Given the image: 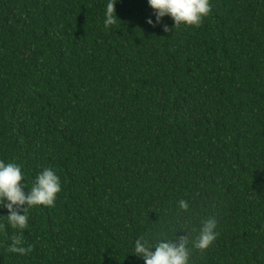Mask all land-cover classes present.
Returning <instances> with one entry per match:
<instances>
[{
    "label": "trees",
    "instance_id": "obj_1",
    "mask_svg": "<svg viewBox=\"0 0 264 264\" xmlns=\"http://www.w3.org/2000/svg\"><path fill=\"white\" fill-rule=\"evenodd\" d=\"M107 3L0 0V159L29 189L49 167L62 184L29 211L25 256L0 208V264H144L138 238L191 248L208 218L190 264H264V0L176 29L149 26L147 0H116L106 28Z\"/></svg>",
    "mask_w": 264,
    "mask_h": 264
},
{
    "label": "clouds",
    "instance_id": "obj_2",
    "mask_svg": "<svg viewBox=\"0 0 264 264\" xmlns=\"http://www.w3.org/2000/svg\"><path fill=\"white\" fill-rule=\"evenodd\" d=\"M115 3L116 0H108L106 4V28L118 20L114 10ZM147 3L155 16V21L152 18L146 21L152 27L163 24L165 17L172 19L175 29L199 27L211 13L210 0H147ZM163 30L168 32L169 27L164 24ZM23 180L24 175L19 164L0 159V208L7 210V224L17 231L7 251L19 256H25L33 250L31 245H24L20 235L28 227L29 211L40 206L54 207L58 194L62 191L61 179L50 167L36 174L30 189ZM25 188L29 189L27 193ZM178 208L186 212L189 203L181 199L178 201ZM217 226L218 221L215 218L204 220L199 234L191 241V248L187 236L178 239L164 236L155 244H150L147 239L140 237L135 241V256L141 258L144 264H190L192 249L203 253L213 246L219 236Z\"/></svg>",
    "mask_w": 264,
    "mask_h": 264
}]
</instances>
